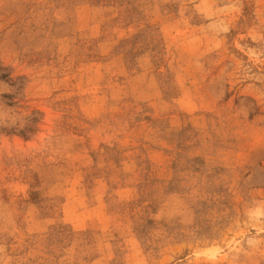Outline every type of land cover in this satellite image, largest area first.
Returning a JSON list of instances; mask_svg holds the SVG:
<instances>
[{
	"label": "rangeland",
	"instance_id": "obj_1",
	"mask_svg": "<svg viewBox=\"0 0 264 264\" xmlns=\"http://www.w3.org/2000/svg\"><path fill=\"white\" fill-rule=\"evenodd\" d=\"M0 264H264V0H0Z\"/></svg>",
	"mask_w": 264,
	"mask_h": 264
}]
</instances>
